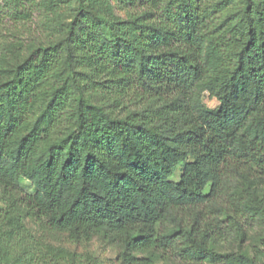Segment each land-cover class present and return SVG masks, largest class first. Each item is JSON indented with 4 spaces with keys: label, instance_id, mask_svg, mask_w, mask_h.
I'll return each instance as SVG.
<instances>
[{
    "label": "trees",
    "instance_id": "trees-1",
    "mask_svg": "<svg viewBox=\"0 0 264 264\" xmlns=\"http://www.w3.org/2000/svg\"><path fill=\"white\" fill-rule=\"evenodd\" d=\"M71 1L46 0L52 39L0 63V264H103L13 255L26 220L122 264H264V0H113L122 18Z\"/></svg>",
    "mask_w": 264,
    "mask_h": 264
},
{
    "label": "rangeland",
    "instance_id": "rangeland-1",
    "mask_svg": "<svg viewBox=\"0 0 264 264\" xmlns=\"http://www.w3.org/2000/svg\"><path fill=\"white\" fill-rule=\"evenodd\" d=\"M56 8L65 13L74 7V2L64 0ZM113 10L117 18L125 16L124 11L118 9L113 0H105ZM3 6V2H0ZM12 5L4 6L0 13V63L3 67H12L16 63V55L23 54L25 48L30 45H38L52 39L54 35L55 10L47 5L46 0H23V8L19 13H14ZM57 10V11H58ZM66 15V14H65ZM62 19L67 17L64 15ZM204 102L210 109H217L219 102L208 94L205 95ZM182 170L179 168L172 181L179 182ZM23 189L28 193H33L34 188L26 181H22ZM1 197V196H0ZM0 204L1 200H0ZM26 232H18L14 235L11 243L14 244L13 255H17L26 249L42 244H48L58 248H64L80 254H93L97 256L103 264H122L121 248L116 244L107 242L101 237H94L90 242L75 243L69 240L65 233H55L42 229L38 224L26 220ZM262 226L256 228V232L261 231ZM252 241L245 242L244 247ZM235 245L223 246L222 251L234 250ZM157 264H182L177 259L169 261H159Z\"/></svg>",
    "mask_w": 264,
    "mask_h": 264
}]
</instances>
